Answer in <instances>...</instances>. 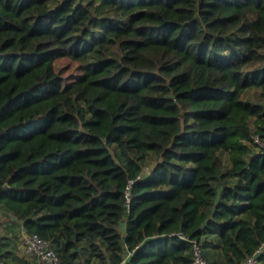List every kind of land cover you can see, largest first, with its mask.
<instances>
[{"label": "trees", "instance_id": "16d2710c", "mask_svg": "<svg viewBox=\"0 0 264 264\" xmlns=\"http://www.w3.org/2000/svg\"><path fill=\"white\" fill-rule=\"evenodd\" d=\"M0 207L60 264H264V0H0Z\"/></svg>", "mask_w": 264, "mask_h": 264}, {"label": "built area", "instance_id": "2783aa9c", "mask_svg": "<svg viewBox=\"0 0 264 264\" xmlns=\"http://www.w3.org/2000/svg\"><path fill=\"white\" fill-rule=\"evenodd\" d=\"M126 194L128 197L129 190H127ZM11 217L16 220L13 216ZM19 230L22 251L25 255L33 257L36 260L37 264H60L59 257L55 250L51 247V244L48 240L41 238L38 234L29 233L25 229L22 222H20ZM194 250L196 255L194 264H209L208 261L204 258L203 253L197 243H194ZM0 264L9 263H6L0 255ZM241 264H255V257H248L246 261Z\"/></svg>", "mask_w": 264, "mask_h": 264}, {"label": "crops", "instance_id": "0c3cea01", "mask_svg": "<svg viewBox=\"0 0 264 264\" xmlns=\"http://www.w3.org/2000/svg\"><path fill=\"white\" fill-rule=\"evenodd\" d=\"M19 226L20 222L0 207V251L3 258L9 264H23L25 261L36 263L33 257L22 251Z\"/></svg>", "mask_w": 264, "mask_h": 264}, {"label": "rangeland", "instance_id": "374dc122", "mask_svg": "<svg viewBox=\"0 0 264 264\" xmlns=\"http://www.w3.org/2000/svg\"><path fill=\"white\" fill-rule=\"evenodd\" d=\"M255 92V91H254ZM254 92L249 94V96H251L252 98L254 97Z\"/></svg>", "mask_w": 264, "mask_h": 264}]
</instances>
